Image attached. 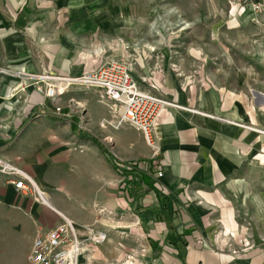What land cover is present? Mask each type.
Segmentation results:
<instances>
[{"label":"crops","instance_id":"obj_1","mask_svg":"<svg viewBox=\"0 0 264 264\" xmlns=\"http://www.w3.org/2000/svg\"><path fill=\"white\" fill-rule=\"evenodd\" d=\"M231 1L163 0L162 28L154 10L148 15L151 38L159 30L162 39L215 44L132 49V79L167 103L152 149L131 126L99 125L118 113L96 91L72 86L56 103L82 106L87 131L80 132L76 120L52 115L51 101L40 104L28 77L81 74L70 38L88 24L92 0H0V66L9 71L0 75V157L32 178L50 204L0 174V264H33L35 232L60 222L56 212L80 239L105 236L87 241L79 264H264V62L251 57L264 55V11L238 13L233 0L228 13ZM185 53L227 57L168 61ZM110 157L133 170L119 171ZM116 244L124 249L113 257Z\"/></svg>","mask_w":264,"mask_h":264},{"label":"built area","instance_id":"obj_2","mask_svg":"<svg viewBox=\"0 0 264 264\" xmlns=\"http://www.w3.org/2000/svg\"><path fill=\"white\" fill-rule=\"evenodd\" d=\"M236 3L239 4L238 13L249 10L252 14H261L264 11V0H238ZM236 3L233 0L230 2L232 6ZM132 68L133 64L128 59L108 60L76 77L48 72L28 77L35 82V93L43 100L40 104L44 105L45 100L51 101L54 104L52 115L61 120H76L75 124L80 132L81 129L82 132L87 130L82 106L74 100H69L65 108L56 104L72 86L96 91L97 101L107 106L111 112L118 113L114 122L102 120L100 126L109 125L114 129L124 125L131 126L141 133L148 147L155 149L156 122L167 103L142 91L131 77ZM8 73L9 71L0 66V75ZM117 165L119 171L129 172L134 168L132 164ZM0 174L7 178L16 191L31 196L34 202L42 206L50 207L47 195L38 188L33 179L1 157ZM156 190L165 193L161 188L157 187ZM56 215L60 222L47 231L35 232L29 257L33 264H79L86 241L99 244L105 240V236L100 234L90 235L85 240L80 239L74 223L61 213L56 212Z\"/></svg>","mask_w":264,"mask_h":264},{"label":"rangeland","instance_id":"obj_3","mask_svg":"<svg viewBox=\"0 0 264 264\" xmlns=\"http://www.w3.org/2000/svg\"><path fill=\"white\" fill-rule=\"evenodd\" d=\"M152 1L155 2L154 7L151 6ZM231 6L232 5L229 3L228 13L230 12ZM164 9L163 0H92V6L90 8H85L89 18L88 24L85 23V25L82 27V30L70 38L73 50L81 60L83 69L81 74L108 60L128 59L134 65L132 58L134 59L136 55L132 53V49L135 48V46L140 47L141 45H150L152 47H196L203 50L206 47L209 49L211 46L215 45L211 44V40L208 39L195 40L194 38L190 37L183 39H162V35L164 34L162 31H160L161 33H158L159 30L157 31V28H155L157 33H155V35L151 38L153 31L151 28L153 27V24L152 19L148 22L147 17L150 14L153 15L154 10V14L156 16V23L154 26L162 28V17L164 15H168L166 12H164L165 10H168V8L165 10ZM171 9L173 10V8ZM183 10L187 16L191 15L193 11V9L190 7H184ZM176 13L177 12H173L172 14ZM60 14L62 16L69 15V13L64 10H60ZM64 31L66 32V30ZM220 41L225 42L224 40ZM127 53L129 55H126ZM256 56L251 57L252 59L264 62V55ZM226 57V55L221 56L208 54L203 55L202 53H185L180 55H170L169 58H166H168V61L171 63L183 62L184 60L186 62L188 61L192 63H209L217 62L219 60L225 61ZM233 57L241 59V56L236 54ZM157 59L162 61V56H155V61ZM81 130L83 131V129ZM86 131L87 130L84 132ZM87 243L88 242L86 241L85 245ZM123 249L124 247L122 248V246L120 247L116 244V248H112L113 257H115L116 254H120V250ZM141 250L142 248H139V251ZM129 253L130 252L128 251L127 256L130 255ZM92 254H96L97 256L101 255L97 251L92 252ZM134 258L136 259L135 256ZM112 264L117 263L112 262ZM120 264H130V262H128V259L126 258L125 261L121 262Z\"/></svg>","mask_w":264,"mask_h":264},{"label":"trees","instance_id":"obj_4","mask_svg":"<svg viewBox=\"0 0 264 264\" xmlns=\"http://www.w3.org/2000/svg\"><path fill=\"white\" fill-rule=\"evenodd\" d=\"M111 158V160H112V164H113V166H114V168H116V169H118V165H117V163L114 161V159L112 158V157H110ZM136 165V164H135ZM137 166V165H136ZM171 245H175V242H171L170 243ZM180 258H181V255H180Z\"/></svg>","mask_w":264,"mask_h":264}]
</instances>
